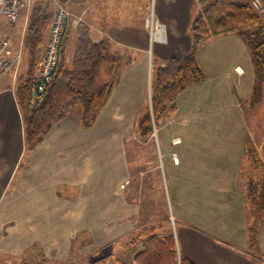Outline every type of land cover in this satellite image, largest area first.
Listing matches in <instances>:
<instances>
[{"label":"crops","instance_id":"obj_1","mask_svg":"<svg viewBox=\"0 0 264 264\" xmlns=\"http://www.w3.org/2000/svg\"><path fill=\"white\" fill-rule=\"evenodd\" d=\"M58 1L71 13L64 60L74 47L73 15L84 11L92 39L105 40L122 65L90 127L80 125L81 106L74 104L26 151L15 94L18 59L6 47L12 68L0 78V257L13 258L11 264L47 260L43 252L58 240L83 249L82 235L89 234L105 238L100 247L111 250L110 263L134 264L141 236L159 225L158 235L172 232L178 257L264 264V219L246 189L247 149L264 157V135L249 131L241 109L256 80L245 39L227 32L201 43L196 57L204 79L185 88L175 110L142 142L136 122L150 105L153 63L189 52L197 0ZM151 12L163 25V42H150L144 20ZM250 225L257 227L251 250Z\"/></svg>","mask_w":264,"mask_h":264},{"label":"trees","instance_id":"obj_2","mask_svg":"<svg viewBox=\"0 0 264 264\" xmlns=\"http://www.w3.org/2000/svg\"><path fill=\"white\" fill-rule=\"evenodd\" d=\"M47 2L33 0L28 10L22 36V47L28 55V67L23 77L19 74L16 77L15 94L23 123L26 151L37 144L74 104L81 106L80 125L83 128L90 127L107 102L122 65L121 55L112 51L105 40L94 41L90 28L80 20L74 28L75 42L70 61L66 64L64 60L63 43L60 62L53 79L45 86L44 96L38 103H31L30 91L44 51L52 15ZM196 4L197 10L189 26V52L182 58L170 57L161 63H153L150 105L144 108L136 122L137 136L142 142L152 135L154 126L175 110V101L185 88L204 79L196 53L201 43L215 35L235 32L245 39L256 69L249 103L257 107L264 101L263 16L256 12L251 0H197ZM261 119L263 121V116ZM256 126L258 133L264 134V123L258 120ZM249 149L250 163L256 168L262 167L263 163L256 150L252 145ZM249 171L250 178L246 176L248 197L257 207L258 220H262L264 173L261 185L255 187V172L251 168ZM253 193L255 199L252 198ZM158 227H151L146 235L141 236L142 243L134 254V264H197L187 257H178L172 232L158 235ZM136 240H132V244ZM247 243L249 250L256 248L257 227L254 225L248 227ZM19 264H46V261L21 260Z\"/></svg>","mask_w":264,"mask_h":264},{"label":"rangeland","instance_id":"obj_3","mask_svg":"<svg viewBox=\"0 0 264 264\" xmlns=\"http://www.w3.org/2000/svg\"><path fill=\"white\" fill-rule=\"evenodd\" d=\"M31 1H33V0H31ZM45 1H48L47 2L48 8H51L50 10L52 12L53 8H54V4L52 3L53 4L52 5L50 0H45ZM60 3H62V2H60ZM31 4H32V2L30 3V6H31ZM49 4H50V7H49ZM261 15L264 18V14H261ZM25 18H26V13H23L21 15V17L18 18V20L14 24H9L6 22L5 18L0 16V35L9 36V39H10L9 43L10 44L8 45L7 49L10 50V55H11L10 58L11 59H14V60L18 59V62L16 64L17 66H16L15 70L22 77L25 75V71L28 67V55L23 50V47L21 44L23 25L25 24V21H26ZM73 48L74 47H72V49ZM66 51H70L69 48H67ZM71 51H73V50H71ZM70 57H71V55H70ZM70 57L67 61H65L66 64H68V62L70 61ZM255 105L250 106V103L248 101H245L243 103V105L241 106L244 117L247 120L246 123L249 127V131H252V132L256 131V129H257L256 122H255L257 116H258L257 121L259 120L262 124L264 123L263 122L264 119H263V121L261 119L262 116L264 118V101H263V103H260L259 106H257V107H255ZM256 114H257V116H256ZM157 125L154 126L153 131L156 129ZM246 131H247V129H246ZM263 131H264V129H263ZM139 146L140 145L138 144L137 148H135V150L138 154H141L143 157L146 150L144 149L143 146L141 148H139ZM249 148H250V146L247 149L248 154L251 152V149H249ZM147 152H149V150ZM263 155H264V153H263ZM258 157H259V155H258ZM260 157H261V162L263 163L262 167L260 166L259 168H256L254 164L249 163V169L250 168L253 169L255 172V175H256V177L253 180L255 187L261 185V177H262V173H264V159H262L264 157H262V156H260ZM138 166H139V169L144 168V162L139 163ZM247 174H246V176H249V178H250V171L249 170H248ZM255 197L256 196L253 193L252 198L255 199ZM169 218H170L169 224L172 225L171 223H173L174 220L171 216H169ZM82 236H83L84 245H88L87 247L84 246L85 248H83V249L78 248L77 241L73 242L74 245L70 249H66L65 243L64 242L61 243V241L58 240L57 243L59 245L57 246L56 249L50 248V250H48L47 252H43V254H42L43 256H45L47 258V260L45 259L47 264H108V263L113 261V258H111L112 254L110 253L111 250L109 248L103 249L100 247L101 244L105 243L104 242L105 238H104V240H103V238L98 239L96 236L89 235V234L88 235H82ZM79 238H81V236H79ZM139 238H140V236L136 235V238H134V239L138 240ZM84 240H86V241H84ZM134 245H137L139 248L140 242H137ZM37 246H38V244H37ZM1 259L6 261L7 264H11L12 261L14 260L13 258H6V257H2ZM1 259H0V264H2ZM29 259L31 260V258H27V260H25V261H29ZM41 259H43V258H41ZM41 259L36 258L35 260L40 261ZM6 263H4V264H6ZM17 263H19V262H16V264Z\"/></svg>","mask_w":264,"mask_h":264},{"label":"built area","instance_id":"obj_4","mask_svg":"<svg viewBox=\"0 0 264 264\" xmlns=\"http://www.w3.org/2000/svg\"><path fill=\"white\" fill-rule=\"evenodd\" d=\"M54 8L48 27L47 41L33 79V86L30 91V101L35 104L44 96L45 86L51 82L60 62L61 47L64 43L68 24L70 22V11L58 0H52ZM31 0H0V16L5 18L9 24H14L23 13L29 10ZM252 6L259 14H264V2L262 0H251ZM84 11L73 15V21L81 20ZM145 27L149 34L150 42H163L165 39L163 25L153 13H149L144 20ZM9 37L0 35V78L11 68L12 62L7 57L5 49L9 44ZM172 161L178 162V157L172 154Z\"/></svg>","mask_w":264,"mask_h":264}]
</instances>
